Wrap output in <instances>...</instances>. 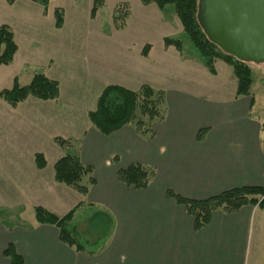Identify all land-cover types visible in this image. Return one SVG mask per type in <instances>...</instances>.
Returning <instances> with one entry per match:
<instances>
[{
    "label": "crops",
    "instance_id": "0c3cea01",
    "mask_svg": "<svg viewBox=\"0 0 264 264\" xmlns=\"http://www.w3.org/2000/svg\"><path fill=\"white\" fill-rule=\"evenodd\" d=\"M55 1L64 13L60 28L54 26L50 5L44 13L40 5L28 0H15L13 4L0 0V25L10 27L14 40V29L23 32L28 52H33L29 63L21 58L17 72H13L10 68L18 60L17 45L13 61L0 66V91L10 88L14 79L21 85L18 78L21 70L31 80L36 70L30 66L40 68L48 78L60 83L59 74L51 68L67 63L76 69L78 63L67 61L78 59L89 84L95 89L99 87L95 105L108 84L137 90L147 83L163 92L165 112L162 120L152 124V134L147 136L138 134L129 124L103 134L85 121L77 155L83 164L92 167L95 182L88 183L87 192L81 194L54 179L49 162L54 165L64 154L52 144V161L42 152L46 165L37 168L34 155L41 152L32 148L34 164L28 167L29 137L35 147L36 139L43 133L59 131L58 108L45 113L43 104L57 103L60 92L56 100L33 98L37 107L31 110L21 107L29 99L14 107L0 99V212L19 213L17 222L7 217L10 222L4 223L0 215V264H10L4 254L9 244L22 256L23 264H264L263 208L247 204L232 212L216 210L203 227L196 229L183 206L167 195L170 190L186 198L204 199L235 187L264 186L263 125L251 116V109L257 106L255 99L235 94L232 68L216 60L212 74L198 55H183L182 49L164 46L165 36L181 31L179 20L173 16L165 18L163 10L155 4L143 5L140 0H120L117 4L132 1L139 15L149 21L148 26L153 20L166 33L156 40V49L150 41L145 43L149 44L146 56L141 55L143 47L133 51L136 63L146 67L131 61L128 67H124L127 62L118 67L115 63L108 64L107 40L127 30L132 6L123 29L113 27V9L105 25L100 27L99 22L92 28L99 38L96 43L100 51L94 52L93 47L90 51L89 46L86 55L75 56L69 45L77 30L66 26L67 17L71 20V15L77 18L88 14L89 20L95 21L104 5L91 17L93 0H85L84 10L78 6L82 0ZM50 22L53 28H46ZM128 47L120 51L121 56L123 52L134 56L131 52L134 45ZM42 51L46 54L37 61L35 55ZM69 74L78 76L77 71L69 70ZM155 74L164 75L167 82L155 81L151 78ZM142 77L146 80H141ZM227 82L231 90L228 98L224 91ZM210 93L214 101L208 98ZM67 125L70 128L69 121ZM200 129L204 131L198 139ZM131 163L154 169L155 174L145 188L128 187L118 180L117 169ZM28 203L32 209L38 205L58 217L77 205L76 211L85 206L96 208L109 219L103 247L93 253L76 251L59 239L55 225L38 222L34 209L26 222ZM90 217L83 213L76 226L88 232L90 224L86 220ZM97 238L93 236L89 242Z\"/></svg>",
    "mask_w": 264,
    "mask_h": 264
},
{
    "label": "trees",
    "instance_id": "16d2710c",
    "mask_svg": "<svg viewBox=\"0 0 264 264\" xmlns=\"http://www.w3.org/2000/svg\"><path fill=\"white\" fill-rule=\"evenodd\" d=\"M7 4H13L15 0H4ZM40 5L45 13L50 0H29ZM198 0H140L143 5L155 4L164 10L167 5L172 6L173 15L179 20L182 32L188 37L191 45L197 51L210 73H214V62L221 60L232 68L236 80L237 96L250 95L252 83L251 68L247 62L240 61L224 53L216 44L209 41L196 18ZM104 5L103 0H93L90 16ZM130 14V7L125 2L115 5L112 11V25L116 29H123ZM63 9L56 7L53 10L54 26L60 28L63 24ZM164 46H174L178 51L182 49V41L173 36L163 38ZM149 44L142 48L141 55L146 56ZM17 51L13 31L9 26L0 25V66L9 65ZM33 97L38 100H56L59 97V83L48 78L43 72H34L27 85H19L16 79L10 88L0 91V99L14 107L18 103ZM163 92L153 89L148 84H141L137 90L108 84L99 93L95 110L89 111L91 124L103 134H109L123 125L129 124L140 135H151L152 124L163 118ZM147 119L146 121L144 119ZM204 129H200L197 138L202 137ZM58 140V139H56ZM64 147V142L58 140ZM264 151V148H263ZM37 168H44L46 161L42 153L34 156ZM54 179L63 183L81 194L87 192V186L81 183L85 176H89L88 183L95 182L92 167L83 164L77 154L65 153L53 165ZM155 171L152 167L131 163L125 168L117 169L118 180L128 187L142 189L147 186ZM167 195L182 205L185 211L193 219L196 229L203 227L209 220L212 212L222 210L232 212L243 205H258L264 209V186H241L222 191L216 195L204 199H190L167 191ZM78 206V205H77ZM76 207L69 210L63 216H56L41 206L34 207V215L38 222L55 225L59 230V239L72 246L76 251L93 253L100 250L105 237L97 238L92 242L85 241L76 231L74 220ZM4 254L9 258L10 264H23V258L9 244Z\"/></svg>",
    "mask_w": 264,
    "mask_h": 264
},
{
    "label": "rangeland",
    "instance_id": "374dc122",
    "mask_svg": "<svg viewBox=\"0 0 264 264\" xmlns=\"http://www.w3.org/2000/svg\"><path fill=\"white\" fill-rule=\"evenodd\" d=\"M119 1L120 0H105L104 7L102 8L98 19H96L95 21H90L88 14L86 17H83V16L81 17V14H80V17H77V18H75V14L71 15L70 16L71 20H69V17H67L66 26L69 28H73L74 30H77L74 37H72L74 41L71 40L72 43L69 45V47L71 49H74V51L72 52L73 55H75V56H80V54L86 55L87 54L86 48L89 46H91L90 51H92V47L94 48V52L100 51L99 43L98 44L96 43V41L99 42V38H97V36L95 34H93L94 30L92 28L96 27V24H98L99 22H100V27H102V25H105L106 22H108L110 19V14H111L113 7ZM78 3L80 4V5H78L80 10H84L85 8H87V4L85 3V0L79 1ZM129 3L130 4H128V3L127 4L129 5V7L132 6L133 15H132V18L129 22V25L127 26L128 27L127 30L122 32L121 34H115L112 38H109L107 40L106 50L108 51V64L109 65L111 63H115V66L118 67V65H120L121 63L123 64V63L127 62V64L124 67H128L129 62L131 61L132 63L137 64L138 66H144L143 63H138V62L136 63L135 52H133L135 50V48L137 49L138 46L143 47L146 42L150 41L152 43L154 49H156V48H158L156 40L159 41L161 39V35L166 34L165 31H163L160 28V25L153 20L150 21V23H149L150 27H149L148 26L149 21H145L144 18L141 17V15H139V13L137 12V9H136V7L132 1ZM56 4L57 3L55 0H50V3H49L50 6L49 7H50L51 12L56 7ZM14 7H17V6H14ZM163 14H164L165 18H169V17L173 16V18H175V20L178 21L176 16L173 15L172 6H170V5L166 6V8L163 10ZM45 21L48 23L47 18ZM71 21H72V23H71ZM178 23H179V27H180L181 31L178 34L177 33L176 34L175 33H169V34L173 37L179 38L182 41V53H183V55H193V56L195 54L197 55V51L191 45L188 37L182 32V26H181L179 21H178ZM52 24H53V22H50V25L48 24L46 28H48V27L53 28ZM170 25H171V23H170ZM14 30H15L14 33H15V39H16L15 41H16L17 45H19V55H18V60H15L14 65L10 68V70L13 72H17V70H18L17 67L19 65V62L22 61L21 58H26V59H24V61L29 63V58H31V55H33V52L32 53L28 52L29 47L26 45L27 43L25 42L26 35H24L23 32H21L18 29H14ZM147 30L148 31L150 30L152 32H147ZM172 32H175V31H172ZM147 33H148V36H147ZM173 34H175V35H173ZM119 40H121V42H118ZM120 44H122V47ZM130 45H134V47L131 48V50H132L131 52L134 56L130 57L125 52H123V54L121 56L120 51L122 49H127V47ZM128 53H129V51H128ZM45 54H46L45 51H42V53L37 52V56L35 55L36 60L41 61L42 57ZM67 62L68 63L76 62V63H78V65L76 66V69H74L73 65L70 66L67 63H58L56 66H53L51 68V70L57 71V73L60 76L59 77V80H60V83H59L60 84L59 85L60 98H59L58 102L57 103H55V102L49 103L48 102V103L43 104V107H44L43 109H44L45 113H47L49 110L51 111V109L58 108L57 114H58V118L60 120L59 131H53V132L50 131L51 133L49 131H47L46 133H43V135H41L42 136L41 138L38 137L36 139L35 147L38 146L39 148H35L33 146L32 140L29 137V148H28V167H29V169L32 168V165L34 164L33 163L32 148H33V150L35 149L36 151L40 150L41 153L44 152L46 157L50 161L53 160V158L51 156L50 144H52L54 147L61 150L63 152V154H65V153L77 154V147L81 146V144H82V140L81 139L79 140L80 136L83 134V133H81L82 128L84 130V128L86 126L85 123L86 122L88 123V121L90 122L88 113H89V111L95 110V103H94L95 97L94 96H96L97 90L99 89V87L96 89L92 88L91 84H89L88 77L85 76L84 71L82 69L83 64L81 65V68H80L81 62L78 61V59H73V60L70 59ZM28 65H30V64H28ZM248 65L251 68V74H252V83H251V87H250V95L255 99V101L257 103V106L251 109V116L253 118H257L260 120V122L263 125V130H264V62H261V63L249 62ZM144 67H146V66H144ZM32 68L34 69V71L36 70V72H43V70H41L40 68H38L36 66H34V67L30 66L31 70H32ZM69 70L75 71V72L77 71L78 76H76V74H73V76H71L69 74ZM142 71L143 70H140L141 74H142ZM19 72H20V69H19ZM157 72H159V71H157ZM18 75H19V77H18L19 83L21 85H27L29 83L30 75L24 74L22 72V70ZM151 78H154L155 81H157V80L161 81L160 84H164V82L165 83L167 82L166 81L167 78H164V75L161 76L160 74H155V77L152 76ZM140 79L146 80L145 77H142ZM151 82H153V81H151ZM143 84H147V83H143ZM224 91H225L226 98H228L229 94L231 93L229 82H227ZM207 96H208V98H211L210 96H212V95L210 93ZM27 99H29V100L24 102V104H22L21 107L27 108L29 110L35 109L37 107V104H35L36 102H34L32 100L33 97H29ZM211 100L214 101L215 99L211 98ZM162 108L164 110L165 103L162 105ZM50 111L48 113H51ZM164 112H165V110L163 111V116H164ZM144 120L146 121L147 119L145 118ZM68 121L70 122V128L68 127L69 124L67 125ZM145 136H147V135H145ZM56 139L64 142V147ZM127 157H128V155L125 154L124 160H126ZM49 163L51 164V168H52V166H53L52 163L51 162H49ZM53 171H54V169H53ZM29 175H30V173H29ZM47 176H48L47 172H45V178ZM88 179H89V176H85L82 179L81 183L83 185L87 186ZM27 208H28L27 214L24 216L25 220H27L26 222H28V220H30L32 213H33V209H34V208L32 209V207L30 206V203H28ZM95 209L96 208H89L88 209V207L85 206V207L77 210L75 213L76 221L73 220V222H75V225L78 224L76 222L80 223L83 213L86 212V215L89 214L91 216L90 219L86 220L90 224L89 225L90 229L88 232L82 231L80 226L75 227L76 231L79 233L80 237L82 239H84L85 241L91 240L93 238V236L94 237L96 236L98 238L105 237V232H106V228L109 224V219L104 214H102L101 212H97L98 210L97 209L95 210ZM18 214L19 213L16 212L15 210H12L9 212H4V211L0 212V215H1L4 223L10 222V220L17 222L18 221V219H17ZM7 217H9L10 220H8ZM89 236H92V237H89Z\"/></svg>",
    "mask_w": 264,
    "mask_h": 264
},
{
    "label": "water",
    "instance_id": "95a60500",
    "mask_svg": "<svg viewBox=\"0 0 264 264\" xmlns=\"http://www.w3.org/2000/svg\"><path fill=\"white\" fill-rule=\"evenodd\" d=\"M202 31L224 53L244 62H264V0H198Z\"/></svg>",
    "mask_w": 264,
    "mask_h": 264
}]
</instances>
